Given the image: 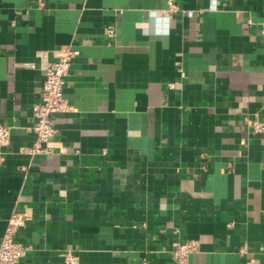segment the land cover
I'll list each match as a JSON object with an SVG mask.
<instances>
[{
    "label": "crops",
    "instance_id": "1",
    "mask_svg": "<svg viewBox=\"0 0 264 264\" xmlns=\"http://www.w3.org/2000/svg\"><path fill=\"white\" fill-rule=\"evenodd\" d=\"M169 1L0 0V241L31 214L18 264H179L185 240L187 264H264V0ZM62 46L80 51L72 108L32 154Z\"/></svg>",
    "mask_w": 264,
    "mask_h": 264
},
{
    "label": "built area",
    "instance_id": "2",
    "mask_svg": "<svg viewBox=\"0 0 264 264\" xmlns=\"http://www.w3.org/2000/svg\"><path fill=\"white\" fill-rule=\"evenodd\" d=\"M169 5L171 11L182 10L176 0H170ZM107 32L110 37H114V26H109ZM262 34L264 36V22ZM54 53L56 59L49 60L45 57L41 66L46 77L41 92V99L33 106L36 119L33 126L35 140L28 148L32 154L51 153L55 150L56 145L53 137L56 135L58 129L55 126L54 115L72 108L65 96L64 88L66 77L69 75L72 64L80 54V51L72 46H62L56 49ZM171 85L174 86L175 83H171ZM252 126L254 131L264 132V119L254 118ZM12 131V126L4 123L0 124V146L10 143ZM2 160H5V154L0 150V161ZM30 217V213L24 212L15 213L10 219L6 232L0 241V264H18L22 257L31 249V245L18 240L15 236L18 226ZM198 248L199 242L197 240H185L178 242L171 252L179 264H187L190 253ZM63 255L65 257V264H80L79 257L71 250L65 251Z\"/></svg>",
    "mask_w": 264,
    "mask_h": 264
}]
</instances>
